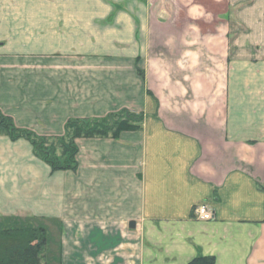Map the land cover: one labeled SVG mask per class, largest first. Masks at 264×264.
<instances>
[{"label":"crops","instance_id":"obj_1","mask_svg":"<svg viewBox=\"0 0 264 264\" xmlns=\"http://www.w3.org/2000/svg\"><path fill=\"white\" fill-rule=\"evenodd\" d=\"M250 1L0 0V111L19 129L145 116L78 140L75 172L0 136V230L44 228L47 264H264V0ZM202 204L212 221L194 218Z\"/></svg>","mask_w":264,"mask_h":264},{"label":"trees","instance_id":"obj_2","mask_svg":"<svg viewBox=\"0 0 264 264\" xmlns=\"http://www.w3.org/2000/svg\"><path fill=\"white\" fill-rule=\"evenodd\" d=\"M144 120L142 114L128 111L101 120H70L64 135L52 139L19 129L12 118L0 111V136L8 137L12 142H29L36 158L46 163L53 172H75L78 169V140L118 139L124 132L141 130ZM260 191L264 195V185ZM46 245L47 232L44 228L0 230V264H41L45 259L43 249ZM189 264H215V258L198 257Z\"/></svg>","mask_w":264,"mask_h":264},{"label":"built area","instance_id":"obj_3","mask_svg":"<svg viewBox=\"0 0 264 264\" xmlns=\"http://www.w3.org/2000/svg\"><path fill=\"white\" fill-rule=\"evenodd\" d=\"M194 218L201 222H210L214 218L213 211L208 205H199L194 209Z\"/></svg>","mask_w":264,"mask_h":264},{"label":"rangeland","instance_id":"obj_4","mask_svg":"<svg viewBox=\"0 0 264 264\" xmlns=\"http://www.w3.org/2000/svg\"><path fill=\"white\" fill-rule=\"evenodd\" d=\"M254 1L255 0H251L250 2H251V4H254ZM241 7V6H240ZM237 8V7H236ZM247 9V13H249V12H251V9H256V6H254V7H252V8H249V6L246 8ZM235 11H236V9H231L230 10V12H229V15H231V16H233L232 14H234L235 13ZM134 114V113H133ZM136 115H139V114H136ZM154 117H156V116H154ZM145 123V120H144V122H143V124ZM143 124H142V126H143ZM30 227H28V228H26V229H29ZM38 228H40V227H38ZM31 229H36V228H31ZM46 249H47V245L45 246V248L43 249V252L45 253V259H44V261L41 263V264H47V261H46V258H47V256H46Z\"/></svg>","mask_w":264,"mask_h":264},{"label":"water","instance_id":"obj_5","mask_svg":"<svg viewBox=\"0 0 264 264\" xmlns=\"http://www.w3.org/2000/svg\"><path fill=\"white\" fill-rule=\"evenodd\" d=\"M134 227H135V224H134V223H132V224H131V228L133 229Z\"/></svg>","mask_w":264,"mask_h":264}]
</instances>
